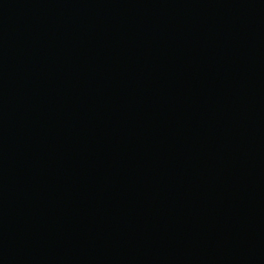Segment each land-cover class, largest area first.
Listing matches in <instances>:
<instances>
[{
    "label": "water",
    "instance_id": "obj_1",
    "mask_svg": "<svg viewBox=\"0 0 264 264\" xmlns=\"http://www.w3.org/2000/svg\"><path fill=\"white\" fill-rule=\"evenodd\" d=\"M0 264H264V0H0Z\"/></svg>",
    "mask_w": 264,
    "mask_h": 264
}]
</instances>
